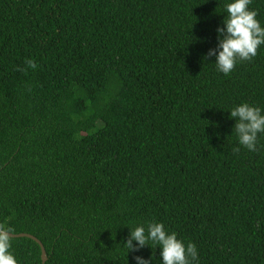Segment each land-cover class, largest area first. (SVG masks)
<instances>
[{"label":"trees","instance_id":"16d2710c","mask_svg":"<svg viewBox=\"0 0 264 264\" xmlns=\"http://www.w3.org/2000/svg\"><path fill=\"white\" fill-rule=\"evenodd\" d=\"M230 2L0 0V224L43 264H162L124 246L149 222L198 264H264V133L247 150L229 113L264 114V44L228 75L207 56Z\"/></svg>","mask_w":264,"mask_h":264},{"label":"clouds","instance_id":"9594fccd","mask_svg":"<svg viewBox=\"0 0 264 264\" xmlns=\"http://www.w3.org/2000/svg\"><path fill=\"white\" fill-rule=\"evenodd\" d=\"M252 0H233L226 8L227 16L223 20V27L217 28L218 44L210 49L207 56H215L216 68L224 75L230 74L237 61H248L257 55L258 48L264 44V27L256 19V10H250ZM29 68L35 69L34 60L26 61ZM23 70V69H21ZM230 117L235 119V133L239 145L249 151H257L258 134L264 133V114L259 107L242 103L234 107ZM238 152L239 148H234ZM14 229L0 224V264H17L15 257L9 251L11 248ZM136 241V244H133ZM160 248L162 264H198V253L194 243H185L177 238L175 232L169 233L162 223L149 222L147 229L137 226L130 230L124 246L131 252H137L145 246ZM136 264H149V260L141 256H134Z\"/></svg>","mask_w":264,"mask_h":264},{"label":"water","instance_id":"95a60500","mask_svg":"<svg viewBox=\"0 0 264 264\" xmlns=\"http://www.w3.org/2000/svg\"><path fill=\"white\" fill-rule=\"evenodd\" d=\"M13 238H27L32 240L35 244H37L38 248H39V258H40V263L43 264L46 260V255H45V251L41 245V243L32 235L29 234H12Z\"/></svg>","mask_w":264,"mask_h":264}]
</instances>
